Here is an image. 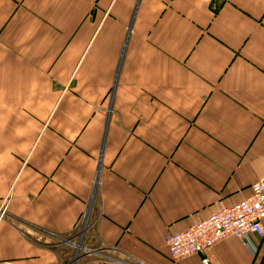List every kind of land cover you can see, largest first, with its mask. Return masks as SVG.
<instances>
[{
	"label": "crops",
	"instance_id": "crops-1",
	"mask_svg": "<svg viewBox=\"0 0 264 264\" xmlns=\"http://www.w3.org/2000/svg\"><path fill=\"white\" fill-rule=\"evenodd\" d=\"M264 181V0H0V264H264L165 238Z\"/></svg>",
	"mask_w": 264,
	"mask_h": 264
},
{
	"label": "built area",
	"instance_id": "built-area-1",
	"mask_svg": "<svg viewBox=\"0 0 264 264\" xmlns=\"http://www.w3.org/2000/svg\"><path fill=\"white\" fill-rule=\"evenodd\" d=\"M8 218L9 199H5L0 205V222ZM84 223L85 227L81 234H84L90 226V213L88 212L84 216ZM44 236H47L57 246L59 244L56 242L67 241L66 238L69 237L53 233H44ZM229 236L241 239L253 254L255 253L252 238L254 236H264V181L252 185L249 197L241 203L231 207L219 203L213 215L191 226L187 231L168 234L165 243L172 261L178 263L193 255L206 253ZM67 243H72L78 248V255L72 263L78 264L81 260L79 252L83 247L81 244H75L74 237L68 240ZM203 263L210 264L208 259H204Z\"/></svg>",
	"mask_w": 264,
	"mask_h": 264
},
{
	"label": "rangeland",
	"instance_id": "rangeland-1",
	"mask_svg": "<svg viewBox=\"0 0 264 264\" xmlns=\"http://www.w3.org/2000/svg\"><path fill=\"white\" fill-rule=\"evenodd\" d=\"M89 228L86 230V232H84V234L82 233V230L85 227V223L82 225V227L80 228V230L73 236H69L67 237V241L72 239L73 237L75 238V244H81V246L83 247V249L80 250L79 252V256L81 257V260L79 261L78 264L83 263L85 260L87 259H99V258H103L106 259L107 255L104 253L105 251L100 249V248H92L89 246V233H91L93 231V225L91 224V222L89 223ZM93 233V232H92ZM83 235V236H82ZM57 241V240H55ZM59 241V240H58ZM67 241H59L60 243L56 242L58 245V247H60V249L63 250V252L65 251V255L69 256V263L68 264H72L74 262V260L77 257V253H78V248L74 245L68 244ZM97 251V252H95ZM98 252H100L99 254H97Z\"/></svg>",
	"mask_w": 264,
	"mask_h": 264
}]
</instances>
